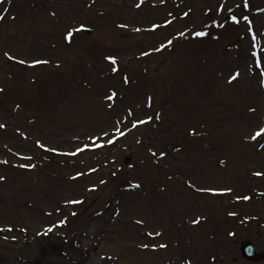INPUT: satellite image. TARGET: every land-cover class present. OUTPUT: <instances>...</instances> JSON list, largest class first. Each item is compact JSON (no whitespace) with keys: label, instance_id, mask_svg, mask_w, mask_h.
Instances as JSON below:
<instances>
[{"label":"rangeland","instance_id":"374dc122","mask_svg":"<svg viewBox=\"0 0 264 264\" xmlns=\"http://www.w3.org/2000/svg\"><path fill=\"white\" fill-rule=\"evenodd\" d=\"M139 1L0 3V264H264V0Z\"/></svg>","mask_w":264,"mask_h":264},{"label":"water","instance_id":"95a60500","mask_svg":"<svg viewBox=\"0 0 264 264\" xmlns=\"http://www.w3.org/2000/svg\"><path fill=\"white\" fill-rule=\"evenodd\" d=\"M242 250H243V256L248 259L255 260V261L264 259V251L261 253H258L255 250V247L249 241L243 244Z\"/></svg>","mask_w":264,"mask_h":264},{"label":"snow or ice","instance_id":"6c2138e0","mask_svg":"<svg viewBox=\"0 0 264 264\" xmlns=\"http://www.w3.org/2000/svg\"><path fill=\"white\" fill-rule=\"evenodd\" d=\"M4 0H0V3H3ZM0 19H2V17H0ZM235 20V18H233ZM236 23H239V21H235ZM197 35L203 36L204 33H197ZM115 59H112V63L115 64ZM40 63V62H37ZM239 74H237L238 76ZM237 76L233 77V80H235L237 78ZM115 95V93H113V96ZM111 99V97H109ZM141 123H145V121H141ZM0 127H2V125H0ZM253 140H259V139H264V127H260L259 130L255 131V133L252 135L251 137ZM41 147H43L41 145ZM260 173H258L259 175ZM136 187H139V185H137Z\"/></svg>","mask_w":264,"mask_h":264},{"label":"trees","instance_id":"16d2710c","mask_svg":"<svg viewBox=\"0 0 264 264\" xmlns=\"http://www.w3.org/2000/svg\"><path fill=\"white\" fill-rule=\"evenodd\" d=\"M56 249H60V248H54L53 246H49V247L47 246L46 248L47 251H52V252L56 251Z\"/></svg>","mask_w":264,"mask_h":264}]
</instances>
